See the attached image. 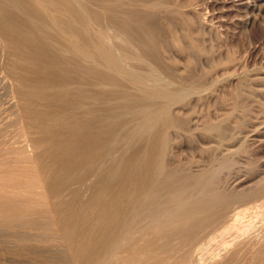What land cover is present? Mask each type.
Wrapping results in <instances>:
<instances>
[{"label": "bare ground", "instance_id": "1", "mask_svg": "<svg viewBox=\"0 0 264 264\" xmlns=\"http://www.w3.org/2000/svg\"><path fill=\"white\" fill-rule=\"evenodd\" d=\"M172 1L0 0V264H264V175H224L240 86L182 110L218 80ZM196 137L207 160L176 153Z\"/></svg>", "mask_w": 264, "mask_h": 264}, {"label": "rangeland", "instance_id": "2", "mask_svg": "<svg viewBox=\"0 0 264 264\" xmlns=\"http://www.w3.org/2000/svg\"><path fill=\"white\" fill-rule=\"evenodd\" d=\"M172 2L175 5H177V7L185 10L186 16L191 17L194 20V26L196 28H194L193 30L194 31L193 35H195L197 38L201 40V43L204 47V52H205L204 56L196 55L197 58L199 57L198 59L193 56L194 60L197 63L198 69H200V71L209 70L211 69L210 68L211 63L214 62V64H216V67L215 69L212 70V75L215 76V77L213 76L215 80H218V83L213 88L209 89V92L207 93L208 95L205 97L206 100L205 99H202L200 101H197L194 99H193L194 101L190 100L187 107L182 110L190 109V112L193 113V118H195L193 120H198V122H200L205 117H209L211 114H212L210 116L211 118L218 119L224 116L226 113H228L229 110H232L233 101H231L232 99L230 98V95L232 92L235 91V89H237L240 86L241 88L239 87V89L241 90V95H240L241 105H240V108H238L240 110V112L238 111L239 112L238 118H240L243 121V124L245 126L243 125L239 129L234 128L233 123L229 124L228 126L229 138L232 136L231 137L232 139L230 138L232 140V143L230 144H232L231 146L233 149L234 148L238 149L240 147V149H238L240 150V152L237 153L236 156H234L235 158L233 157V161H232L233 163L228 168V171L227 169L225 170L226 173L224 172V175L233 176L235 174L237 175L254 174L255 179L253 178L252 181L255 182L257 180L256 178H258V181H260L259 178L263 179L264 177L263 176L264 166H262L264 165V151H263L264 150V142H263L264 136H260L259 134L262 130L261 128L263 125L262 122L264 121V111H263L264 110V91L262 90L264 89V79H263L264 78V32H263L264 31V18H263L264 15L262 14L264 13V8L261 12H259L258 8L253 9V7H257V6L261 7L262 5H264V0H255V1L254 0H228V1L227 0H173ZM220 6H222V8ZM257 14L259 17L257 16ZM233 16H236V17H233ZM249 19L250 20L255 19L254 21L256 22L254 24H250ZM214 23L216 24V26ZM199 24L201 27L199 26L198 28ZM185 31L186 30L177 28V34L180 36L181 43L184 46H186V44L188 43L186 42L187 40L183 38V34L185 33ZM220 34H222L223 36L222 35L220 36ZM182 38L184 40H182ZM187 53L188 52H186V50L183 53H180L178 49H175L173 47L172 49L169 48V55L172 58L178 60L180 70L182 71L187 65V60H188L187 55H186ZM189 55L190 54L188 53V57ZM205 56L208 58H206ZM229 56L234 57L235 64L231 65L230 63L228 64L226 62ZM233 72H236L237 75L245 79L240 78L242 80L240 83L239 82L240 80L238 81L236 77H233V79L231 77L228 79L225 78L226 75L233 73ZM246 78L248 80H246ZM217 86L218 88H215ZM255 91L256 93H253ZM246 109L248 112L247 111L243 112V110H246ZM221 114H224V115H221ZM254 129L255 131L252 133ZM235 138H237V142ZM260 138L261 140H259ZM208 144L210 145V142H208V140L203 141L199 137H196L192 143L190 144L187 143L183 146H180L177 149L176 153L180 155L181 157H183V159L187 158L190 160L192 159L197 160L198 158L199 160L200 158L201 161H204V160H207V158L202 159L203 155L206 156V154L204 153L203 146L204 147L209 146ZM260 146H262V148ZM247 154H248V157H247ZM249 161L251 163H249ZM253 170H255V172ZM262 171H263V174H262ZM227 172L229 173L232 172V173L230 175L229 173L227 174ZM236 172H238L239 174ZM259 175H262L263 177L262 176L259 177Z\"/></svg>", "mask_w": 264, "mask_h": 264}]
</instances>
